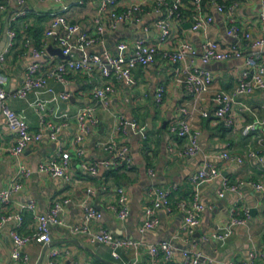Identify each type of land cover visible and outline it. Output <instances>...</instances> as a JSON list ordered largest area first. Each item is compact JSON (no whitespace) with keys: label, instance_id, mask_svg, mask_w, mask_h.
Returning <instances> with one entry per match:
<instances>
[{"label":"crops","instance_id":"0c3cea01","mask_svg":"<svg viewBox=\"0 0 264 264\" xmlns=\"http://www.w3.org/2000/svg\"><path fill=\"white\" fill-rule=\"evenodd\" d=\"M100 1L82 0V3H78V0L62 2L23 0V6L20 7L15 0H0L6 4V10L0 13V43L9 16L20 8L25 10V14L14 21L16 32L20 31L17 33L19 37H16L14 46L6 53L5 61L0 62V86L8 90L16 89L30 62L35 61L45 66L65 59L62 53L61 55L51 54L48 51L49 46L59 48L52 38L44 34L51 19V12L59 10L70 23H77L81 31H91L92 18L97 13ZM120 1L123 4L132 0ZM220 1L229 4L231 0ZM64 5H67L66 9L62 8ZM259 9L260 0H237V6L229 17L211 7L207 8L213 15L208 36L226 47L232 41L226 29L229 24L234 23L242 32H249L252 39H264V21L259 18ZM184 15L185 20L182 22L171 21V31L175 38L190 42L198 57L201 51L202 35L198 31L191 30L188 9L184 10ZM156 17L154 13L143 14L139 22L123 24L115 30L106 29L87 51L89 53H101L104 50L115 52V45L119 40H132L143 35V24L150 23ZM27 27L29 34L23 32V29ZM156 35L154 28L149 30L150 40H154ZM25 37H29L37 47L45 44L47 54L38 59L33 58L23 46ZM240 43L245 48L244 53L257 49L251 47L244 38ZM261 49L264 51V47ZM196 63L212 72L214 88L232 89L236 83L237 72L244 66V58L213 61L205 65L197 58ZM175 67L176 64L172 65L158 57L155 62L145 67L137 66L133 69L132 73L136 80L134 85L112 79L114 93L107 107L97 108L99 125L85 137L82 143L85 152L82 157L75 155L70 144L75 131L73 118L66 120V125L61 128L57 138L43 137L31 142L21 154V161L29 169V174L21 178L22 187L12 194L10 202L7 205H0V215L19 211L20 204L29 200L35 202L38 213H45L54 201L69 198L70 201L63 204L60 214L62 223L50 226L52 245L69 250V253L61 258V264H122L123 261L149 264L147 246L160 241H169L173 245V255L170 259L166 260L161 254L160 259L163 264H181V251L191 247V241L186 240L181 228L183 214L175 207V201L191 197L192 187L188 177L199 167L208 163L215 166L220 173L215 180L203 183L200 189L199 200L206 208L199 215V224L194 234L196 248L206 257L231 259L238 263L247 261L253 250L264 254V192L242 187L238 190L224 189L223 194L218 195V191L222 190L224 179L229 184H234L241 179H250L264 185V166L248 158L243 163L236 164L212 156L223 149L243 156L249 148L263 153L264 145L257 144L256 136L261 135L264 144V125H258L254 131L245 134L243 126L249 121L250 114L239 110L238 106H235L236 117L232 128L216 123L210 91L204 93L196 103L198 110L191 109L190 94L182 84L176 81ZM67 80L66 84H62L51 77L48 78V85L56 91L66 90L70 94L67 100H61L59 104L60 111L70 115L74 114L79 105L92 103V86L106 81L96 69L90 76L83 71L71 70L67 73ZM160 84L164 86L165 91L162 100L157 101L154 91ZM33 97V93H29L26 98L14 97L8 102L15 112L24 115L30 130L37 131L39 117L29 104ZM239 99L253 109L258 116H264V97L261 91L257 90ZM181 106L191 109V122L199 132L200 151L194 156L180 152L185 139L177 138L168 129L170 122L179 117ZM199 110L205 111L207 116L200 114ZM119 115L125 120H136L144 125L146 136L141 137L129 127L126 133L115 132L114 138L130 148V167L107 169L99 166L96 174H89L81 163L100 162L107 156L100 142L110 136ZM46 118L55 123L63 121V118H55L49 113ZM0 141L2 144L0 188H2L14 175L16 162L7 149L14 143V133L8 129L1 111ZM61 149L72 152L70 180L50 177L37 170L38 162L56 157ZM173 184L176 188L170 197L171 211L165 207L156 208V225L141 232L139 226L145 218V210L152 205V189ZM117 187H123L127 195L129 214L123 219L118 218L115 212L108 208L109 204L116 203ZM82 201L101 211L99 219H91L87 223L89 231L93 232L104 227L116 235L138 240L140 244L136 248L133 246L126 248L122 251V259H116L111 255L107 244L90 241L87 233H71L70 226L82 221L83 210L80 206ZM231 208H235L236 216L245 218V223L235 225L225 243L221 244L217 239L211 238V234L219 231L220 227L228 221ZM245 208L248 209V215L245 214ZM21 215L22 222L16 227L19 233L25 234L34 228L35 219L26 209L21 211ZM14 226V221H8L0 227V264H5L8 252L11 255L13 242L9 232ZM49 247L47 246L41 264H47ZM41 248L39 243L30 242L23 247V251L29 257L27 262L17 261L11 255L9 264H34ZM262 259L263 257L258 254L254 264H260ZM196 264H203L202 259H198Z\"/></svg>","mask_w":264,"mask_h":264},{"label":"built area","instance_id":"2783aa9c","mask_svg":"<svg viewBox=\"0 0 264 264\" xmlns=\"http://www.w3.org/2000/svg\"><path fill=\"white\" fill-rule=\"evenodd\" d=\"M15 1L20 7L23 6V0ZM40 1L62 2L63 0ZM78 3H82V0H78ZM121 3L120 0H101L97 13L92 18L91 31H81L77 23H70L59 10L51 12V19L44 34L55 41L61 53L66 56L65 59L45 66L35 61L30 62L26 66L21 83L16 89L8 90L0 86V111L6 119L8 129L14 133V143L7 149L16 162L15 172L11 180L0 188V205H7L10 202L12 194L19 191L22 187L21 178L29 174V169L21 161V154L31 142L38 141L43 137L57 138L61 128L66 125V120L73 118L75 131L71 137L70 144L75 155L79 158L82 157L85 152L82 146L85 137L99 125L97 108L99 106L107 107L114 93V86L111 80L118 79L125 84L134 85L136 80L132 73L133 69L137 66L145 67L155 62L158 57L172 65L176 64L174 68L175 78L190 94L191 109H196L198 100L204 93L210 91V98L214 106L213 116L216 123L226 128H232L236 117L235 106H238L239 110L250 114L249 121L243 126L245 134L254 131L258 125H264V116H258L253 109L239 99L240 97L249 96L257 90L261 91L264 97V51L261 49L264 47V39H252L249 32H242L239 26L234 23L229 24L226 29V33L232 38L228 46L223 47L208 36V29L213 22V15L207 8L211 7L215 11L229 17L237 6V0H231L229 4H225L220 0H132L127 3ZM119 5H121V8H119ZM62 8L66 9L67 5ZM185 9H188L191 30L198 31L202 35L201 51L198 57L194 46L190 42L182 38H175L171 31V21L182 22L185 20ZM4 10H6V4L0 2V13ZM151 13L156 14L157 17L150 23L143 24V35L132 40H119L115 45V52L104 50L101 53H89L87 51L88 47L96 43L101 33L106 31V29L115 30L123 24L139 22L143 14ZM24 14L25 10L20 8L10 15L7 20L6 36L8 40L0 52V62L2 63L5 61L6 53L13 46L17 37L14 21L17 17ZM258 15L264 21V0H260ZM153 28L156 30L157 35L154 40H150L148 33ZM243 38L251 44V47L257 49L244 53L245 48L240 45V41ZM23 46L27 53L35 59L47 54L45 44L37 47L29 37H25ZM238 57L244 58V66L237 72L236 83L232 89L214 88L212 72L196 63L197 58L205 65L213 61H226ZM95 69L106 81L92 86L93 102L79 105L73 115L61 112L59 109L60 101L67 100L70 94L66 90H54L48 85V78L52 77L58 82L66 84L69 71H83L90 76ZM164 91V86L161 84L155 87L154 97L157 101L162 100ZM29 93L34 95L29 104L39 117L37 131H31L24 115L15 112L8 102L9 99L14 97L26 98ZM191 109L181 106L179 108V117L170 122L168 126L169 131L174 136L185 139L180 152L188 156H194L200 151L199 132L195 129L190 119ZM198 112L203 116H207V113L203 110ZM48 113L55 118H63V121L55 123L48 120L46 118ZM127 127L141 137L146 136L144 125L139 124L136 120H125L119 115L112 127L110 136L100 142V145L106 150L107 156L100 162L81 163V166L89 174H96L99 166L107 169L130 167L131 155L129 146L114 138L115 132L126 133ZM256 141L259 146L264 145L261 135L256 136ZM1 149L2 144L0 141ZM57 153L56 157L50 160L38 162L37 170L50 177L70 180L72 152L61 149ZM212 156L213 158L236 164H241L248 158L256 160L264 166V152L261 153L253 148H249L244 156L225 149L215 152ZM219 173L215 166L205 163L188 177L192 187L191 197L175 201V207L183 214L181 228L185 233L186 240L191 241V247L184 248L181 251V264H196L198 259H202L203 264H254L258 254L263 257L260 264H264V254L255 250L250 252L247 261L238 263L231 259L222 260L206 257L195 246L196 239L194 234L199 224V215L206 208L199 200L200 189L203 183L215 180ZM242 187L252 188L260 193L264 192V185L261 182L241 179L234 184H229L224 179L222 181V190L218 191V195H222L224 189L238 190ZM175 188L176 185L173 184L163 188L155 187L152 189V205L145 210V218L139 226L141 232L156 225V208L165 207L168 211H171L170 197ZM116 193V203L109 204L108 208L115 212L118 218L123 219L129 214L127 195L123 187H117ZM69 201V198L62 201L56 200L48 211L38 213L35 202L29 200L20 204L19 211L0 215V227L5 222H15V226L9 232L13 242L11 255L15 260L27 262L29 257L23 251V247L30 242H37L41 246L44 244L48 247L50 246L47 253V264H61V258L67 255L69 250L66 248L60 249L52 245L50 226L62 223L60 217L62 207L63 204ZM80 206L83 210V218L79 224L70 226L71 233H87L90 241L107 244L110 247L111 255L116 259H122V251L126 248L131 246L136 248L140 244L138 240L116 235L104 227H100L93 232L89 231L87 223L91 219H99L101 211L85 201H82ZM23 209L29 210L35 219L34 228L25 234L19 233L16 227L22 222L21 211ZM244 211L248 215V209L245 208ZM235 213V208H231L228 221L220 227L219 231L212 233L211 238L217 239L221 244H224L233 227L237 224L245 223V218H240ZM147 248L150 258L149 264H163L160 259L161 254L166 260L173 255V245L169 241L149 244ZM122 264L135 263L123 261Z\"/></svg>","mask_w":264,"mask_h":264},{"label":"water","instance_id":"95a60500","mask_svg":"<svg viewBox=\"0 0 264 264\" xmlns=\"http://www.w3.org/2000/svg\"><path fill=\"white\" fill-rule=\"evenodd\" d=\"M6 29H7V22L5 23V27H4V31H3V39H2V42L0 43V52H1V50L4 48V46L6 45L7 40H8V39H7V36H6ZM48 51H49L51 54L56 53V54L61 55V50H60V48H54V47H52V46H49V47H48ZM64 57H66V56L64 55ZM252 213H253V210H252ZM46 249H47V245L44 244V245L42 246L41 251H40V254H39V256H38V258H37V260L35 261L34 264H41ZM10 260H11V255H10V253L8 252V253H7V260H6L5 264H9Z\"/></svg>","mask_w":264,"mask_h":264},{"label":"trees","instance_id":"16d2710c","mask_svg":"<svg viewBox=\"0 0 264 264\" xmlns=\"http://www.w3.org/2000/svg\"><path fill=\"white\" fill-rule=\"evenodd\" d=\"M28 29H29L28 27H27V28H24V29H23V32H24L25 34L28 33ZM18 32H20V31H17V33H18ZM28 34H29V33H28ZM18 37H19V35L17 34V38H18ZM13 46H14V44H13Z\"/></svg>","mask_w":264,"mask_h":264}]
</instances>
